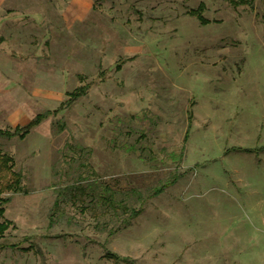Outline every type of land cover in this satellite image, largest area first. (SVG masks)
Returning <instances> with one entry per match:
<instances>
[{"label": "rangeland", "instance_id": "obj_1", "mask_svg": "<svg viewBox=\"0 0 264 264\" xmlns=\"http://www.w3.org/2000/svg\"><path fill=\"white\" fill-rule=\"evenodd\" d=\"M86 1L0 3V128L92 84L24 139L0 137L25 190L6 194L0 264H264L263 0ZM200 3L207 23L188 13ZM87 169L124 193L181 176L127 200L137 217L68 202L50 226L57 188Z\"/></svg>", "mask_w": 264, "mask_h": 264}, {"label": "trees", "instance_id": "obj_2", "mask_svg": "<svg viewBox=\"0 0 264 264\" xmlns=\"http://www.w3.org/2000/svg\"><path fill=\"white\" fill-rule=\"evenodd\" d=\"M231 4L235 6H249L253 7L254 0H229ZM264 4V0H263ZM205 5L200 3L197 8L190 9L188 13L198 18L202 23L209 21L203 15ZM120 68V64L117 65ZM101 76H104L101 73ZM83 82L81 85L75 87L73 90L66 93V99L61 101L59 105L54 109H47L37 113L32 119L24 125H16L14 127L0 128V137L2 138H13L18 137L24 139L31 131L38 127L44 120L52 115H57L61 111L72 107L75 102L88 94L91 83L84 82V77H79ZM191 114L189 111L188 120L191 122ZM190 126V125H189ZM61 130L65 128V125L61 123L59 125ZM189 129L187 130L184 141L188 137ZM67 148L70 144L66 143ZM180 159L184 155L183 151L180 153ZM171 157L176 158V153H171ZM179 156V155H178ZM173 158V160H174ZM82 163V162H81ZM83 164V163H82ZM87 164V163H86ZM83 173L88 175L79 174L77 180L73 183L57 188V196L54 202L52 214L49 219V225L52 226L55 223L54 217L62 209V204L70 202L71 204H79L82 209L90 208L92 214H114L117 215L122 210L123 212H130V216L137 217L142 209L128 208L126 205L127 200L136 199L141 204H144L148 199L158 196L164 192L171 184H174L181 176V174H171L167 181L155 186L146 191L133 188L129 193L118 191L108 184H102L92 176L95 174L94 170L88 172V169ZM23 175L20 171L14 169V159L8 154L0 151V237L4 235L5 231L11 226V222L6 220L4 217L5 206L10 201L11 196H6L7 193L15 194L25 192L22 184ZM88 199V200H86ZM102 206V207H101ZM98 207H101L98 209ZM116 256V255H112Z\"/></svg>", "mask_w": 264, "mask_h": 264}, {"label": "crops", "instance_id": "obj_3", "mask_svg": "<svg viewBox=\"0 0 264 264\" xmlns=\"http://www.w3.org/2000/svg\"><path fill=\"white\" fill-rule=\"evenodd\" d=\"M0 3H5V0H0ZM71 3H73V5H69L68 7L69 12H71L72 6L75 7L74 4L77 3V0H71ZM90 6H91V0H87L86 3L80 5V7L81 8L83 7L85 11H87L90 8ZM72 14L75 15V12ZM30 120L31 118L29 116V113L27 111H24L23 108H14L9 112L8 115V121H10V123H12L13 125L15 123L14 126L27 124Z\"/></svg>", "mask_w": 264, "mask_h": 264}]
</instances>
